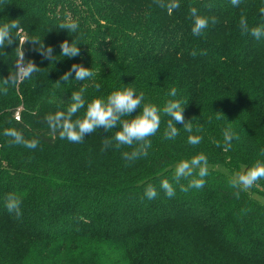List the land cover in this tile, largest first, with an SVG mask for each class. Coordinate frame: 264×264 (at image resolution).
Instances as JSON below:
<instances>
[{
    "label": "trees",
    "instance_id": "1",
    "mask_svg": "<svg viewBox=\"0 0 264 264\" xmlns=\"http://www.w3.org/2000/svg\"><path fill=\"white\" fill-rule=\"evenodd\" d=\"M179 4L169 14L154 0H0V26L18 20L23 29L0 50V80L16 71L21 51L41 69L0 92V264H264V179L250 191L229 184L235 173L264 163V37L243 35L239 26L241 15L250 28L264 24V0ZM191 7L218 22L193 35ZM71 21L79 24L75 33L59 28ZM65 40L75 41L79 56L61 55ZM39 42L54 48L52 61ZM73 64L97 75L77 81L73 72L60 81ZM129 87L161 109L146 156L127 162L122 153L132 148L101 150L119 125L100 127L82 143L49 134L45 117L66 111L74 91L82 89L85 99L75 120L94 99ZM169 100L182 101L191 133L163 114ZM169 119L179 129L174 139L164 135ZM7 128L38 139V147L10 144ZM225 129L239 136L227 151ZM189 135L203 139L193 146ZM200 153L209 161L206 183L182 192L193 177L177 184L175 168ZM165 179L172 198L161 189ZM149 184L158 193L151 200ZM8 194L21 201L19 218L6 208Z\"/></svg>",
    "mask_w": 264,
    "mask_h": 264
},
{
    "label": "clouds",
    "instance_id": "2",
    "mask_svg": "<svg viewBox=\"0 0 264 264\" xmlns=\"http://www.w3.org/2000/svg\"><path fill=\"white\" fill-rule=\"evenodd\" d=\"M154 3L159 8L166 9L169 14L180 7L179 0H154ZM231 3L233 6L238 7L240 0H231ZM190 13L193 21L191 32L195 36L203 34L210 20L213 24L218 22L216 17L208 18L198 15V11L195 7L190 8ZM260 14L262 18H264V8L260 9ZM239 26L243 35H251L257 40L264 37V24L250 28L247 18L241 15ZM59 28L75 33L79 28V24L76 21H71L61 23ZM13 30L17 32L23 31L18 20H11L0 26V50L6 45L10 46L14 43L15 36ZM33 43L37 44L38 42L33 41ZM59 47L61 49V55L67 58H74L80 55V47L76 45L74 40L71 44L65 40ZM37 50L44 59L52 61L54 58V48L52 46L46 47L42 42H39V49ZM0 54H2V51H0ZM191 55L195 57L197 53L193 51ZM40 71L41 69L32 60L25 62L21 51L20 57L16 61V71H9L8 78L0 80L4 85V87L0 89V92L7 95L9 90L8 85H16L24 80L31 79L34 74ZM73 72H75V79L77 81H84L97 75L91 69L85 68L79 64H73L71 68L60 77V81H64L65 83L69 82V78L72 76ZM60 81H57L55 84L60 85ZM96 87L99 88V85ZM169 95L175 97L177 95V89L172 88ZM144 100L145 96L142 92L137 95L135 89L130 87L114 91L106 100L94 99L92 102L88 103L84 117L74 120V115L85 106V99L82 96L81 89V91H74L72 93L71 103L66 111L48 114L45 117V122L48 126L50 135L56 136L58 134L60 139H67L73 143L84 142L86 134H92L100 127L106 132H109L119 125L120 130L115 132L113 139H103V147L101 150L106 151L110 147L120 149L122 146H127L132 148V151L123 152L122 158L127 162H134L142 156L147 155V149L151 148L150 138L157 134L162 123L161 109L153 104L143 103ZM184 108L185 107H182V101L169 100L163 107L162 112L165 116L174 118L177 123L183 124V128L191 133L192 125L190 122L185 123V117L183 115ZM137 109L140 110L139 115L132 119H124L125 117H130ZM166 128L167 131L164 134L166 139H174L179 135V129L171 119L168 120ZM201 130L202 129H197V131ZM3 135L11 138L9 140L10 144L23 145L32 150L36 149L40 143L38 139H26L23 133L15 128L5 129ZM202 139L203 137L199 135H189L188 143L196 146L201 143ZM223 139L225 145L224 150L227 151L231 148L233 139L238 140L239 136L231 129H225L223 132ZM113 141L115 143H113ZM209 167L208 158L203 153L193 156L190 160H181L175 168V182L179 184L181 179L193 178L189 181L187 186L181 185L180 191L188 192L190 188L202 189L206 183L205 177L209 175ZM260 179H264V163L257 161L254 166L248 168L246 171L235 173L230 178L229 184L234 189L248 191ZM161 189L169 198L174 197L176 194L173 184L167 179L161 181ZM239 194V191H237V198H239ZM157 195L156 188L149 184L145 190V196L151 200L156 198ZM20 204L21 201L19 198L13 194H8L6 208L10 213L14 212L18 218L22 215Z\"/></svg>",
    "mask_w": 264,
    "mask_h": 264
},
{
    "label": "built area",
    "instance_id": "3",
    "mask_svg": "<svg viewBox=\"0 0 264 264\" xmlns=\"http://www.w3.org/2000/svg\"><path fill=\"white\" fill-rule=\"evenodd\" d=\"M15 119H16V120H18V119H19L17 114H16V116H15Z\"/></svg>",
    "mask_w": 264,
    "mask_h": 264
},
{
    "label": "rangeland",
    "instance_id": "4",
    "mask_svg": "<svg viewBox=\"0 0 264 264\" xmlns=\"http://www.w3.org/2000/svg\"><path fill=\"white\" fill-rule=\"evenodd\" d=\"M251 189H249L248 191H250Z\"/></svg>",
    "mask_w": 264,
    "mask_h": 264
}]
</instances>
